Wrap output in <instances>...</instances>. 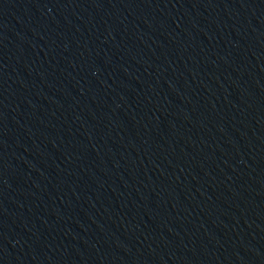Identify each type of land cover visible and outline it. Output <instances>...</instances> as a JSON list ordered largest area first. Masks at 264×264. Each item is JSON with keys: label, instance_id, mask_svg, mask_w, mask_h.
Returning a JSON list of instances; mask_svg holds the SVG:
<instances>
[{"label": "water", "instance_id": "1", "mask_svg": "<svg viewBox=\"0 0 264 264\" xmlns=\"http://www.w3.org/2000/svg\"><path fill=\"white\" fill-rule=\"evenodd\" d=\"M0 264H264V0H90L1 193Z\"/></svg>", "mask_w": 264, "mask_h": 264}]
</instances>
